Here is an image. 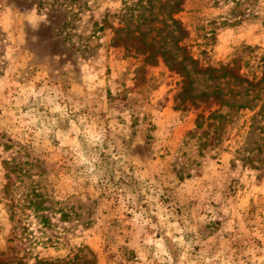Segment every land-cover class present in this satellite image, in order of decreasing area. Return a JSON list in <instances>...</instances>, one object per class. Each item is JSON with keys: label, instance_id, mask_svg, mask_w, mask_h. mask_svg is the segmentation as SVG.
Wrapping results in <instances>:
<instances>
[{"label": "rangeland", "instance_id": "rangeland-1", "mask_svg": "<svg viewBox=\"0 0 264 264\" xmlns=\"http://www.w3.org/2000/svg\"><path fill=\"white\" fill-rule=\"evenodd\" d=\"M0 264H264V0H0Z\"/></svg>", "mask_w": 264, "mask_h": 264}]
</instances>
